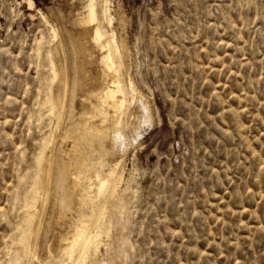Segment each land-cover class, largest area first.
<instances>
[{"label":"rangeland","instance_id":"374dc122","mask_svg":"<svg viewBox=\"0 0 264 264\" xmlns=\"http://www.w3.org/2000/svg\"><path fill=\"white\" fill-rule=\"evenodd\" d=\"M22 1L0 0V264H22L6 260L24 214L15 198L46 128L35 42L48 32L39 13L54 19L86 0H33L32 11ZM108 1L150 119L122 157L91 152L103 175L120 162L105 201L109 235L91 261L264 264V0ZM89 202L66 212L68 221L88 215ZM56 229L54 243L68 224Z\"/></svg>","mask_w":264,"mask_h":264},{"label":"bare ground","instance_id":"6f19581e","mask_svg":"<svg viewBox=\"0 0 264 264\" xmlns=\"http://www.w3.org/2000/svg\"><path fill=\"white\" fill-rule=\"evenodd\" d=\"M22 2L28 11L34 10L33 0ZM71 7L68 14L57 12L54 19L39 13L48 32L47 39L40 35L35 42V57L42 62L41 73L38 68L36 73L41 74L44 83V90H39L42 105H38L45 110V115L38 117L44 118L41 120H45L46 128L42 131L41 149L32 161L33 167L30 166L35 169L33 173L29 171L32 174L27 178L28 186L15 195L24 214L15 224L10 242L15 247L10 258L6 257L22 264H48L49 261L52 264H109L105 259L96 263L91 260L102 246L101 238L109 235L110 219L106 223L105 201L114 196L118 186L120 177L116 175V168L120 162L103 175L93 169L103 159L94 162L91 152L96 151L101 157H122L140 136L141 124H148L150 119L145 100L129 77L127 53L122 38L117 41L109 1L86 0ZM87 105L91 111H85ZM32 141L34 144L35 138ZM86 201H90V213H78L76 223L69 222L66 212L79 204L85 205ZM63 221L68 224V231L59 233V240L54 243L56 228ZM51 245L57 255H49Z\"/></svg>","mask_w":264,"mask_h":264}]
</instances>
